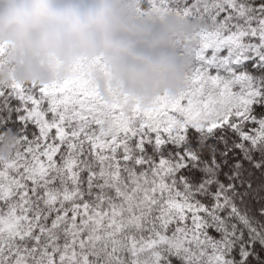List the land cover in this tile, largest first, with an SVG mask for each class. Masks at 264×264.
Wrapping results in <instances>:
<instances>
[{
    "label": "snow or ice",
    "instance_id": "1",
    "mask_svg": "<svg viewBox=\"0 0 264 264\" xmlns=\"http://www.w3.org/2000/svg\"><path fill=\"white\" fill-rule=\"evenodd\" d=\"M136 12L187 29L178 89L0 84V264H264V0Z\"/></svg>",
    "mask_w": 264,
    "mask_h": 264
},
{
    "label": "rangeland",
    "instance_id": "2",
    "mask_svg": "<svg viewBox=\"0 0 264 264\" xmlns=\"http://www.w3.org/2000/svg\"><path fill=\"white\" fill-rule=\"evenodd\" d=\"M125 6L127 10H131L128 15L129 23L118 36L125 45L118 43L120 48L115 53L105 46L95 49L90 60L78 61L64 46L37 55L22 43L18 51L20 63L30 75L41 77L44 85H49L73 76L77 64L88 66L99 60L104 70L90 72L98 94L111 99L110 90L115 89L127 97L130 104L137 100L147 102L161 92L173 91L164 86L165 73L159 67L151 66L157 60L168 57L182 60L174 51V42L187 29L175 15H165L153 20L136 12L134 0H129ZM112 42L117 43L114 40ZM137 43L138 51L130 49ZM145 76H150L151 79L145 82Z\"/></svg>",
    "mask_w": 264,
    "mask_h": 264
},
{
    "label": "clouds",
    "instance_id": "3",
    "mask_svg": "<svg viewBox=\"0 0 264 264\" xmlns=\"http://www.w3.org/2000/svg\"><path fill=\"white\" fill-rule=\"evenodd\" d=\"M115 16L112 0H0V36L23 43L37 55L69 42L90 49L108 46L115 53L120 48L111 39ZM186 63L168 57L151 67H159L165 73L164 86L176 90ZM150 79L145 76V82Z\"/></svg>",
    "mask_w": 264,
    "mask_h": 264
},
{
    "label": "trees",
    "instance_id": "4",
    "mask_svg": "<svg viewBox=\"0 0 264 264\" xmlns=\"http://www.w3.org/2000/svg\"><path fill=\"white\" fill-rule=\"evenodd\" d=\"M129 0H112V5L115 11V32L111 37L112 40L119 43L121 46L125 45L123 40L118 37L119 34L128 26L131 10H127L125 4ZM135 5H136V0ZM63 0H57V3H62ZM22 43L13 41L0 36V84H24L35 83L44 85L41 77L32 76L27 71L26 67L20 63L18 58V51L22 47ZM139 43L135 44L130 49L138 51ZM65 50L78 61H88L92 58L95 49H90L82 43L69 42L64 45ZM12 138L5 139V145L11 146Z\"/></svg>",
    "mask_w": 264,
    "mask_h": 264
}]
</instances>
